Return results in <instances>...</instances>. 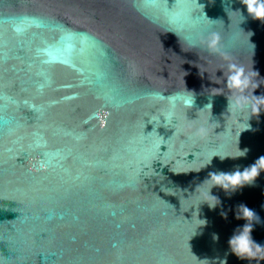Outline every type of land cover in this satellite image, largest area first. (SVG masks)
<instances>
[{
  "label": "water",
  "instance_id": "95a60500",
  "mask_svg": "<svg viewBox=\"0 0 264 264\" xmlns=\"http://www.w3.org/2000/svg\"><path fill=\"white\" fill-rule=\"evenodd\" d=\"M173 2L0 0V264H264L228 244L244 204L264 246V20L197 0L225 30L228 10L245 17L250 55L223 60L150 23ZM233 64L246 94L225 82ZM183 85L186 110L165 97ZM221 171L256 175L214 185L210 207Z\"/></svg>",
  "mask_w": 264,
  "mask_h": 264
},
{
  "label": "clouds",
  "instance_id": "9594fccd",
  "mask_svg": "<svg viewBox=\"0 0 264 264\" xmlns=\"http://www.w3.org/2000/svg\"><path fill=\"white\" fill-rule=\"evenodd\" d=\"M159 2V0H157ZM245 6L248 15L254 19L264 20V0H240ZM131 6L137 8L138 0H131ZM230 17V25L228 30H225L223 22L220 20L209 19L203 12V5L199 4L197 0H174L171 7L166 5L164 9L159 12L154 18H150V23L154 24L159 31H171L179 39L183 50H196L199 54L200 51L209 52L219 56L223 60H227L230 56L231 49L239 46L242 42L250 45L249 55L253 45L249 43L248 35L244 34L238 27L239 23L245 18L240 9L235 11L228 10ZM247 37L244 40V37ZM217 69L223 70L222 67H217L212 74H215ZM251 70L242 71L240 65H231L227 70L225 82L227 86L235 92L246 94L251 89L252 84L256 83L254 79L248 74ZM215 76V75H214ZM155 96H165L163 93L155 92ZM172 97L176 107H182L184 110L190 108L195 100L194 94L183 87L171 92L168 96ZM170 116H174L175 112L171 111ZM163 117V116H161ZM164 118V117H163ZM223 159V158H221ZM211 161V160H210ZM209 161V163H210ZM256 164V163H255ZM252 165L251 168L253 166ZM249 168V169H251ZM262 169H257L256 174ZM236 172H210L206 180L212 181L209 188L208 195L213 198L215 203L209 204L210 207H215L219 202L218 197L212 195L210 189L214 185H219L226 191H234L236 187L250 182L254 177L242 181L238 184H223L216 181V177L232 176ZM226 212L222 215L226 216ZM237 215L244 218L245 223L242 228L234 232L229 238V249L239 258H255L257 253L264 249V246L256 244L251 238V221L256 218V214L247 205L241 204L238 207ZM206 221H204L205 223ZM214 238H216L214 236Z\"/></svg>",
  "mask_w": 264,
  "mask_h": 264
}]
</instances>
